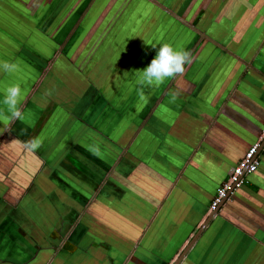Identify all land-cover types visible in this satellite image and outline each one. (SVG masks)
<instances>
[{"label": "crops", "instance_id": "crops-1", "mask_svg": "<svg viewBox=\"0 0 264 264\" xmlns=\"http://www.w3.org/2000/svg\"><path fill=\"white\" fill-rule=\"evenodd\" d=\"M3 62L0 264H264V156L203 227L264 129V0H0Z\"/></svg>", "mask_w": 264, "mask_h": 264}, {"label": "clouds", "instance_id": "clouds-1", "mask_svg": "<svg viewBox=\"0 0 264 264\" xmlns=\"http://www.w3.org/2000/svg\"><path fill=\"white\" fill-rule=\"evenodd\" d=\"M156 45H153L155 47ZM188 53L179 50L171 45L162 44L156 51L151 62L142 69V82L149 86H158L166 78L172 77L174 74L184 71L185 63L188 61ZM16 63L3 62L0 63V69L6 72H13L17 69ZM23 90L19 84L10 85L5 95L0 99V105L7 108L12 119L21 118L20 103L23 99ZM141 100H146L147 97L141 95ZM40 140L36 139L27 144L29 150H36L40 147Z\"/></svg>", "mask_w": 264, "mask_h": 264}, {"label": "built area", "instance_id": "built-area-1", "mask_svg": "<svg viewBox=\"0 0 264 264\" xmlns=\"http://www.w3.org/2000/svg\"><path fill=\"white\" fill-rule=\"evenodd\" d=\"M264 156V129L262 131L261 138L256 142L246 153L245 157L239 162L232 175L227 182L220 188L219 195L214 201L212 208H216L217 205L235 189L246 182L247 174L253 173L258 170L262 157Z\"/></svg>", "mask_w": 264, "mask_h": 264}, {"label": "rangeland", "instance_id": "rangeland-1", "mask_svg": "<svg viewBox=\"0 0 264 264\" xmlns=\"http://www.w3.org/2000/svg\"><path fill=\"white\" fill-rule=\"evenodd\" d=\"M91 5V4H90ZM96 8V7H95ZM94 8V9H95ZM92 20H88L87 19V23L89 24H98V19L91 17ZM102 28V26H101ZM115 28H108L109 31H114ZM119 30V28H117V31ZM97 38V37H96ZM142 38L137 39V41L134 44V50H133V54H132V59H135V57L137 56V53L140 52L143 42L141 41ZM145 41V40H144ZM131 43V36H125L124 39H122V41L120 43L117 44V52H118V56L115 58V63L116 65L120 62L122 55H124V50L126 49L127 46H129V44ZM56 56V55H55ZM54 56V58H55ZM46 86V85H45ZM91 120V119H90ZM93 126H97L96 123H90ZM98 127V126H97ZM131 126H126V129H129ZM125 133V131H123ZM108 135V133H106Z\"/></svg>", "mask_w": 264, "mask_h": 264}, {"label": "water", "instance_id": "water-1", "mask_svg": "<svg viewBox=\"0 0 264 264\" xmlns=\"http://www.w3.org/2000/svg\"><path fill=\"white\" fill-rule=\"evenodd\" d=\"M234 189V187H233ZM232 189V191H233ZM232 191L230 194H232ZM230 196V195H229ZM229 196H227L226 198H224L218 205L216 208H214L213 213L211 214V216L208 218V220L205 222V224L203 225V227L208 223V221H210V218L214 217V215L218 214L220 212V210L222 209V207L224 206V204L226 203V201L228 200ZM184 255H182L180 258H178L175 262V264H180L182 258Z\"/></svg>", "mask_w": 264, "mask_h": 264}, {"label": "trees", "instance_id": "trees-1", "mask_svg": "<svg viewBox=\"0 0 264 264\" xmlns=\"http://www.w3.org/2000/svg\"><path fill=\"white\" fill-rule=\"evenodd\" d=\"M228 179H229V178H228ZM228 179H227V180H228ZM227 180H226V181H225V182H224V183L218 188L217 194H216V196L214 197V199H213V201H212V205H213L214 201L216 200V198H217L218 195H219V190H220V188H221V187L227 182ZM244 183H245V182H244ZM244 183H243V184H244ZM231 196H232V195H230L228 199H230Z\"/></svg>", "mask_w": 264, "mask_h": 264}]
</instances>
